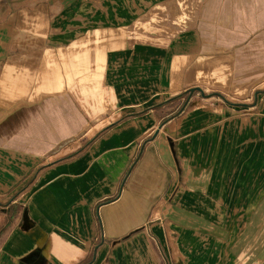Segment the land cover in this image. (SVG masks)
<instances>
[{
    "label": "crops",
    "instance_id": "1",
    "mask_svg": "<svg viewBox=\"0 0 264 264\" xmlns=\"http://www.w3.org/2000/svg\"><path fill=\"white\" fill-rule=\"evenodd\" d=\"M181 1L169 0L162 5L197 3V14L182 20L181 29L165 46L139 40L127 47L119 33L113 35L114 38L109 34L108 38L98 35L97 38L79 37L67 43L56 40L52 43L46 34L45 19L38 26L31 24L33 28L41 26L39 39L31 31L22 37L13 28L0 27V109L13 107L7 103L11 96L30 104L45 96L53 102L52 110H65L68 90L72 88L79 95H92L97 92L99 75L102 84H115L114 106L127 115L125 119L110 122L116 124L115 127L98 138L95 148L74 161L49 167L30 185L27 199L32 226L29 229H25L23 204L19 209L18 205L15 207L10 230L3 229L9 218L7 210L0 208V264H105L106 239L115 242L121 235H105L98 230L100 215L93 211L99 206L101 196L108 193L107 188L118 187L120 175L129 170L120 197H127L133 204L143 203L144 214L139 210L138 215L144 218L151 212L152 205L168 199V185L177 169L174 149H165L156 142L140 148L136 142L148 135L149 129L153 128V136L158 132L162 114L157 104L178 98L193 88L203 91L208 86L250 85L264 76V19L255 21L253 0ZM36 3L10 13L47 11L45 5L40 6L38 0ZM11 33H15V37ZM6 35L8 41L7 38L3 41L1 38ZM115 44L117 47L112 48ZM112 67L114 70H108ZM3 99L6 102H2ZM73 102L81 111L77 97H73ZM136 109H140L138 115ZM145 110L148 111L144 113ZM258 110V105L244 113L225 109L234 116L225 120L217 132L221 146L217 147L214 142L197 147L202 152L220 150L222 162L219 157L209 158L193 167L211 168L212 176L215 172L212 168L228 167L230 177L243 167V175L248 169L249 175L253 172L257 178L264 164V140L257 139L260 135L256 125ZM229 150L233 156L227 152ZM90 166L89 176L80 178ZM107 167L111 172L104 180L101 173ZM20 175L14 177L22 178ZM189 175L194 181L198 173L189 172ZM108 180L112 184L107 183ZM215 185L212 180L202 187L194 182L189 191L196 195L204 191L210 194L215 191ZM87 189L93 192L86 198ZM187 200L194 206L191 213H184L177 202L172 211L192 218L186 225V232L191 233L197 229L190 226L200 224L198 217L204 213L195 211L200 209L194 205L198 200L195 196ZM162 208L168 209L167 206ZM104 214L106 211L101 212L103 219ZM251 246L256 254L246 256L243 252L241 256H227V253L220 254L217 246L211 257L197 255L183 264H264V237ZM116 250L120 252L113 247L116 254L111 264H146L118 259ZM149 264L161 263L153 260Z\"/></svg>",
    "mask_w": 264,
    "mask_h": 264
},
{
    "label": "rangeland",
    "instance_id": "2",
    "mask_svg": "<svg viewBox=\"0 0 264 264\" xmlns=\"http://www.w3.org/2000/svg\"><path fill=\"white\" fill-rule=\"evenodd\" d=\"M38 2L40 6L45 5L47 11L10 13L35 6L36 0H0V27L13 28L22 37L31 31L39 39L42 36L41 26L33 28L31 24L36 23L38 26L45 19L46 34L52 43L55 40L67 43L79 37L97 38L98 35L108 38L109 34L114 38L113 35L119 33L127 47L139 40L165 46L172 35L181 29L180 22L197 14L198 6L197 3L162 5L169 0ZM252 12L255 21L264 19V0H253ZM100 29H108L110 33ZM8 35L1 39L4 41L7 38L8 41ZM12 35L15 37L16 34ZM108 70L112 71L114 67ZM96 83L97 92L92 95H79L72 88L68 90L70 92L65 96V110H52L53 102L45 99V96L34 99L31 104L25 99L16 101L18 99L11 96L7 103L13 107L0 109V208L7 210L9 218L3 229H11L13 214L17 210L15 207L18 205L19 209L21 204L24 205L25 229H29L32 226L27 199L32 188L30 185L35 184L49 167L74 161L95 148L98 138L115 127L116 124L111 125L110 122L126 118L127 115L114 106L115 84H102L99 75ZM196 89L166 103L157 104L162 114V120L157 126L158 132L153 136V128L149 129L148 135L136 140L140 148L156 142L165 149H174L177 169L168 185L167 201L156 202L146 218L139 217V210L144 214L143 203L133 204L127 197H120L125 189L128 170L120 175L118 187L107 188L108 193L101 196L99 206L94 208L93 213L100 215L97 226L101 234H121L115 242L106 239L105 264L114 261L116 252L114 254L113 247L120 249V252L116 250L118 259L128 262L139 260L146 264L153 260H159L161 264H183L193 256L211 257L217 251V246L221 249L220 254L227 253V256H241L243 252L246 256L248 253H257L251 243L264 237V164L257 178L253 172L249 175L248 169L246 175H243V167L230 177L228 167L212 168L215 171L212 176L211 168L201 170L193 166L201 165L209 158H221L220 150L202 152L197 147L214 142H217L214 144L217 147L221 146L217 132L225 120L234 116L225 109L244 113L258 105L256 125L260 135L257 139L264 140V76L258 83L250 85L208 86L203 91ZM73 97L78 98L81 111H78ZM136 110L135 114L138 115L140 109ZM227 152L233 156L231 150ZM91 168L88 167L80 178L86 179ZM107 168L102 169L104 180L110 176L111 169ZM189 172L198 173L193 177L194 181L190 180ZM17 174H21L22 178L16 179L14 176ZM210 180L216 184L215 191L210 194L204 191L196 195V192L189 191L194 182L202 187ZM103 182L111 183L109 180ZM85 192L87 198L93 191L87 189ZM181 195L183 197L178 199ZM194 196L198 199L194 205L200 208L195 211H203L204 215L198 217L200 224L190 226V229L195 227L197 230L187 233L186 225L192 218L183 213L181 216L176 215L172 207L177 202L184 213H191L194 206L189 204L187 198ZM163 206H167V211ZM104 211L106 214L103 219L101 212Z\"/></svg>",
    "mask_w": 264,
    "mask_h": 264
},
{
    "label": "water",
    "instance_id": "3",
    "mask_svg": "<svg viewBox=\"0 0 264 264\" xmlns=\"http://www.w3.org/2000/svg\"><path fill=\"white\" fill-rule=\"evenodd\" d=\"M196 90H198L199 91V89H196ZM157 133V132H156Z\"/></svg>",
    "mask_w": 264,
    "mask_h": 264
}]
</instances>
